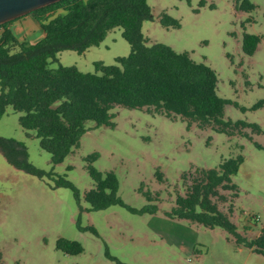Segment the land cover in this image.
<instances>
[{"label": "rangeland", "instance_id": "374dc122", "mask_svg": "<svg viewBox=\"0 0 264 264\" xmlns=\"http://www.w3.org/2000/svg\"><path fill=\"white\" fill-rule=\"evenodd\" d=\"M243 1L147 0L154 16L144 19L140 29L151 40L187 50L214 68L217 93L229 100L224 118L256 122L264 130V0H249L256 4L251 11L242 8ZM162 10L180 25L163 26L157 18ZM248 15L253 20L246 21ZM243 30L261 36L250 55L241 49ZM128 52L129 44L116 26L83 52L62 49L50 66L75 64L93 70L94 61L111 63ZM259 100L263 102L255 106ZM112 110L113 126L85 131L79 147L56 163L34 133L21 127L19 111L8 107L0 117V135L23 142L27 159L43 171L38 175L19 168L0 150L3 264H118L115 259L129 264H264V254L238 246L225 229L165 213L176 193L185 191L188 172L196 166H217L222 158L241 152L244 160L232 176L237 184L232 219L240 231L258 234L264 223V149L255 142L264 144L263 133L246 127L248 135H228L144 109L115 105ZM92 152L97 153L92 161L97 169L116 173L117 193L125 204L140 208L156 203L157 211L137 213L117 203L89 209L84 191L92 179L85 156ZM58 176L77 193L57 184ZM249 214L257 216L256 225ZM60 236L79 241L82 251L70 254L57 248Z\"/></svg>", "mask_w": 264, "mask_h": 264}, {"label": "trees", "instance_id": "16d2710c", "mask_svg": "<svg viewBox=\"0 0 264 264\" xmlns=\"http://www.w3.org/2000/svg\"><path fill=\"white\" fill-rule=\"evenodd\" d=\"M256 4L244 0L242 8L251 11ZM61 9L54 16V11ZM41 24L44 35L34 43L18 40L5 21L0 24V117L8 107L19 111L18 122L39 140L50 153L51 161H61L80 145L82 134L100 125H114L113 107L120 105L180 118L187 125L211 127L228 135L236 132L263 133L256 122L224 118L229 100L217 93V73L203 60H195L187 50L177 51L170 45L153 41L141 32L144 19L154 14L147 0H57L30 11ZM157 18L165 27H178L177 18L162 10ZM253 20L248 15L246 21ZM116 26L129 44L125 56H115L111 63L93 62V70H82L75 64L50 62L58 59L62 49L77 52L98 45L106 33ZM243 26V22H242ZM244 27V26H243ZM261 36L242 31L241 49L252 54ZM263 100L256 102L260 105ZM92 122L93 127L89 125ZM248 135V134H247ZM264 149V144L255 142ZM0 150L15 166L41 175L43 171L27 159L23 142L0 135ZM96 152L85 156L92 186L84 191L89 209H102L111 204L125 205L132 212L153 213L156 203L140 208L127 205L117 193L118 178L112 169H97L92 161ZM244 156L241 152L222 158L217 166L199 167L188 172L183 193H176L173 205L165 213L173 218L198 223L205 227L225 229L238 246H246L264 254V223L256 235L239 230L232 216L236 174ZM186 173L182 176L185 180ZM57 184L74 186L58 176ZM148 199L152 196L146 194ZM158 199L157 195L153 197ZM249 217L258 221L255 214ZM246 227V225H244ZM252 227V226H251ZM94 230V229H93ZM56 247L70 254L83 247L74 239L60 236ZM118 264H129L115 259ZM0 264H3L0 250Z\"/></svg>", "mask_w": 264, "mask_h": 264}, {"label": "crops", "instance_id": "0c3cea01", "mask_svg": "<svg viewBox=\"0 0 264 264\" xmlns=\"http://www.w3.org/2000/svg\"><path fill=\"white\" fill-rule=\"evenodd\" d=\"M57 12H62L61 9L54 11L49 17L54 16ZM14 36L20 41L36 42L44 35V30L39 21L31 14L26 13L11 19L7 24ZM3 27L0 26V34Z\"/></svg>", "mask_w": 264, "mask_h": 264}, {"label": "water", "instance_id": "95a60500", "mask_svg": "<svg viewBox=\"0 0 264 264\" xmlns=\"http://www.w3.org/2000/svg\"><path fill=\"white\" fill-rule=\"evenodd\" d=\"M57 0H0V24Z\"/></svg>", "mask_w": 264, "mask_h": 264}]
</instances>
